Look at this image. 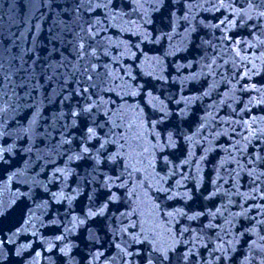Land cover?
I'll list each match as a JSON object with an SVG mask.
<instances>
[{
	"label": "water",
	"instance_id": "1",
	"mask_svg": "<svg viewBox=\"0 0 264 264\" xmlns=\"http://www.w3.org/2000/svg\"><path fill=\"white\" fill-rule=\"evenodd\" d=\"M80 2L0 0V150L11 147L5 153L11 160L10 171L0 174V264H123L115 247L121 242L120 234L113 239L109 230L116 227L111 223L115 208L104 217L86 216L91 206L88 194L98 185L87 183L92 177L85 171V162L72 161L68 164L72 174L66 180L57 173V179L49 183L54 168H64L72 154L66 152L67 145H59L65 132L62 126L71 124V118L61 119L57 114L62 107L67 112L75 99L63 106L60 102L78 87L75 81L84 79V68L97 60L119 78L116 85L145 86L144 90L134 87L139 94L130 101L143 115L152 117L153 106L159 108L161 101L174 114L181 109L187 112L183 132L190 139L180 137L178 147L169 150L178 158L177 176L171 183L175 187L180 173L199 175L201 194L196 193L195 181H183L186 188L177 191H190L194 198L184 207L185 201L178 196L167 201L170 207L164 210L183 209L192 215L191 208L206 215L192 221L177 217L180 227L190 225L196 231L182 237L186 244L173 254L174 264H259L261 253L256 246L264 245V223H258L264 221V167L256 158L264 157V74L239 83L230 76V83L225 82L221 75L209 74L204 65L210 61L196 47L201 38L217 43L221 31L204 25L233 18L232 10L227 5L223 12L208 10L217 0H164L162 7L159 0H113L114 8L108 9L102 6L108 0H91L93 7L88 10L77 9ZM236 3L243 5L245 0ZM257 23L264 25V19H253L227 34L250 43H255L256 36L264 40L258 30L249 36ZM90 26L92 40L84 31ZM226 27L221 25V29ZM81 43L88 55L78 48ZM89 43L92 48L87 47ZM205 47L211 55L212 49ZM243 54L259 56L260 50L245 49ZM245 84H256L262 91H242ZM80 131L71 129L73 135ZM33 179L49 191L34 185ZM213 191L216 195L204 200ZM52 192L58 196L62 192L67 198L55 203ZM80 220L85 222L80 224ZM209 221L212 227L200 232ZM245 227L254 232L242 237ZM90 234L98 239L90 240ZM161 242L170 243L165 236ZM221 243L229 248V261H218L220 253L212 251ZM189 249L191 254L183 259ZM138 250L136 245L128 249ZM128 259L131 264H143L135 256Z\"/></svg>",
	"mask_w": 264,
	"mask_h": 264
},
{
	"label": "snow or ice",
	"instance_id": "2",
	"mask_svg": "<svg viewBox=\"0 0 264 264\" xmlns=\"http://www.w3.org/2000/svg\"><path fill=\"white\" fill-rule=\"evenodd\" d=\"M159 4L162 7L164 0H159ZM226 5L227 9L232 10L233 18L225 17L218 24L204 25V27L221 31L222 34L215 38L217 43L201 38L196 47L203 52L202 58L210 61L204 65L209 69V74L217 73L221 75L223 81L229 83L230 76L233 79L238 78L237 83H239L242 80H251L253 76L264 74V40L256 36L255 43H250L246 39H237L227 33L237 26H247L248 22L253 19L257 21L264 19V0H245L243 5H238L236 0H217L216 3L211 4V8L208 10L215 9L223 12L226 10ZM102 6L105 9L114 8L113 0H108ZM92 7L91 0H87V3L85 0H81L77 4V9L88 10ZM96 7H100V5H96ZM85 23L89 22L85 21ZM225 24L227 27L221 29V25ZM257 30L260 35H264V25L257 23L253 25L249 36H253ZM84 31L89 34L90 40L95 38L91 26ZM213 35L215 36V33ZM205 45L212 49L211 55L208 54ZM87 47L92 48L93 45L89 43ZM78 48L88 55L84 43L79 44ZM253 48L260 50L259 56L249 57L243 54L245 49ZM95 55L96 52L93 50L91 56ZM104 55L107 56V52ZM257 61H259V67ZM98 65V60L96 63L90 62L82 73L84 79L75 81L78 87L73 88L60 102L63 106L66 101L70 102L75 99V103L68 108L67 112L62 107L57 114L61 119L71 118V124L62 126L65 132L61 133L62 139L59 145L61 148L67 145L66 152L72 154L68 155V163L64 168H54L49 183L57 179V173L60 179L66 180L72 174V170L68 166L72 161L85 162V171L92 177L87 183L98 185V187H92L88 194L91 206L88 207L86 216L88 219L104 217L112 207L115 208V211L112 212L111 223L116 227H110L109 230L113 234V239H115L116 233L120 234L121 242L115 244V247L119 250L117 255L123 264H131L128 258L132 256L142 260L143 264H174L173 254L179 245L186 244L182 237L186 233L196 231L190 225L180 227L177 217L192 221L206 215L204 211H196L191 208L189 211L192 212V215L183 209L164 210L166 207H170L167 201L176 200L178 196L185 201L184 207H188L187 202L194 198L190 191L183 193L177 191L179 188H186L183 181L189 179L195 181L196 193L201 194L202 177L199 175L189 177L180 173L181 179L175 182V187L171 183L177 176L175 159L178 158L174 151L169 150L178 147L180 137L185 140L190 139L183 132V126L187 123V112L181 109L179 113L174 114L168 111L161 101L159 108L153 106L152 117L143 115L139 106H133L130 101H133L139 94L133 88L138 87L140 90H144L145 86L129 87L126 82L116 85L115 81L119 78L113 76L106 64ZM100 68L104 69L103 72L100 71ZM125 75L128 73L125 72ZM242 91L261 92L262 89L258 88L256 84H245ZM148 95H151V92ZM261 102L264 103V101ZM76 128H81V131L78 135H73L71 129ZM189 130H191V126H189ZM249 130L253 136L256 135L251 128ZM261 134L264 135V133ZM3 135H7V133H3ZM244 139L249 140L248 137H244ZM73 145L75 146L73 147ZM10 152L11 147L0 150V174L10 171L11 160L5 155ZM63 154L66 153L57 152V155ZM49 163L54 165L55 161L49 160ZM256 163L264 167V157L257 156ZM17 174L12 173V176ZM255 179L258 180L259 176ZM32 183L37 187H43L45 192L49 191L48 187L39 180L33 179ZM77 194H80L78 190ZM215 195L216 192L213 191L203 198L210 200ZM51 196L55 203H61L63 199L67 198L62 192L59 196L56 192H52ZM97 200L100 201L98 206L95 205ZM160 200H163L164 203L158 202ZM94 207L95 210H93ZM0 215H3V212H0ZM239 215L247 218L245 212H241ZM84 222V220L79 221L80 224ZM258 223H264V221ZM174 225L175 230H173ZM204 227H212L211 221L208 225L202 226L200 232H203ZM251 232H254V229L245 227L240 235L243 237L245 233ZM161 236L167 237L170 243L161 242ZM198 238L200 237H193V239ZM56 239H62V237L57 236ZM89 239L98 238L94 234H90ZM217 239L221 238L217 236ZM261 239L264 240V237ZM255 244L256 242L253 241V245ZM133 245L139 246L140 250L129 252L128 249ZM204 247L206 248L207 245ZM256 250L261 253L259 264H264V245L256 246ZM212 251L220 253L216 257L218 261L225 262L231 259L228 255L229 248L225 247L223 243L217 245ZM20 254V250H17V255ZM190 254L191 249L183 253V259H187Z\"/></svg>",
	"mask_w": 264,
	"mask_h": 264
}]
</instances>
